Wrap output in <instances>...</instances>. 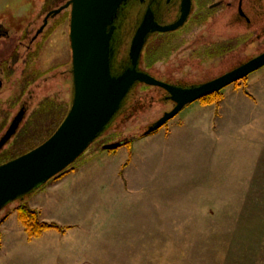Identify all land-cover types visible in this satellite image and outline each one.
I'll use <instances>...</instances> for the list:
<instances>
[{
	"label": "rangeland",
	"instance_id": "rangeland-1",
	"mask_svg": "<svg viewBox=\"0 0 264 264\" xmlns=\"http://www.w3.org/2000/svg\"><path fill=\"white\" fill-rule=\"evenodd\" d=\"M64 1L0 0V26L9 32L8 37L0 36V66L5 70L11 66L0 87V138L28 89L24 91L20 81L23 69L29 74L34 71V80L39 76L32 85L34 105L22 128L0 149V164L42 144L70 109L72 83L65 76L66 71L71 76L72 68L69 12L59 13L47 27H41L48 11ZM128 20L129 35L138 17L132 14ZM38 29L32 59L26 55L32 64L29 70L22 62L25 44ZM194 31L189 38L192 30L178 36L165 33L150 37L143 57L162 51L150 72L165 82L192 86L224 74L256 52L217 47L196 54L187 43L201 45L211 42L212 37L205 28ZM132 36L122 45L126 53ZM142 97L145 104H140L138 112L129 118L122 116V124L114 123L76 161V169L87 165L97 169V176L88 174L80 179L74 176L76 169L71 170L50 187L40 188L47 193L43 199L37 198V193L26 202L38 212L41 222L66 227L64 236L48 231L30 239L16 211L0 222L2 243L7 229L18 228L24 236L20 243H31L25 250L30 258L18 256V264H264V67L222 89L219 99L200 101L216 111L214 133L209 131L206 115L173 123L192 103L164 126L169 128L171 123L174 127L170 138L158 133L161 129L158 134L141 137L148 126L174 107L173 102L162 101L164 91L155 87L144 90ZM127 137L134 140L130 148L103 151ZM103 152L105 157L98 160ZM119 170L127 191L116 176ZM69 174L71 177L62 183L71 182L61 186ZM70 201L81 208L79 218L69 215L70 210L40 207ZM13 204L0 211V219L15 207ZM54 212L58 217L51 216ZM74 224L79 227L73 228Z\"/></svg>",
	"mask_w": 264,
	"mask_h": 264
},
{
	"label": "water",
	"instance_id": "water-1",
	"mask_svg": "<svg viewBox=\"0 0 264 264\" xmlns=\"http://www.w3.org/2000/svg\"><path fill=\"white\" fill-rule=\"evenodd\" d=\"M144 2V0H136ZM131 0H68L50 11L56 16L69 9V39L72 52L73 95L70 109L56 131L34 149L0 164V211L19 197L33 193L71 168L76 161L110 129L116 114L136 83L159 87L169 94L174 107L148 126L144 137L151 135L177 116L188 105L220 92L264 67V52L209 81L182 86L157 79L140 68L142 52L150 37L174 32L188 20L192 0H181L180 16L162 24L149 6L130 12L138 17L133 29L127 58L118 54L124 44L123 10ZM119 18L121 21L116 23ZM43 28V27H42ZM119 37V38H118ZM21 120L15 118L0 149L14 135ZM123 141L110 143L104 150L119 147Z\"/></svg>",
	"mask_w": 264,
	"mask_h": 264
},
{
	"label": "flooded vegetation",
	"instance_id": "flooded-vegetation-1",
	"mask_svg": "<svg viewBox=\"0 0 264 264\" xmlns=\"http://www.w3.org/2000/svg\"><path fill=\"white\" fill-rule=\"evenodd\" d=\"M68 0H65L63 4H65ZM132 6H129V8L122 13L123 21H125V18L128 17V13L130 12H136L141 11V16L144 15V11L151 6L154 10L155 18L162 24L171 23L177 20L180 16V4L181 0H144V2L131 0ZM193 6L192 11L189 16V19L185 23L183 27L180 29L171 32L178 34L188 33L190 30H192L189 37H193L194 30L198 29H204L206 34H209L212 38L211 42H205L201 45H198V42H192L189 41L187 43L188 48L193 49L196 54H202V50H210V48H223L227 49V47L231 50H256V52L252 55H247L245 59L241 60L238 64H242L248 60H250L252 57H255L259 55L260 53L264 52V0H192ZM62 4V5H63ZM60 5V6H62ZM59 6V7H60ZM57 7V8H59ZM51 11V10H50ZM48 11V13L50 12ZM69 12L70 10L66 9L63 10L61 13ZM47 13V14H48ZM45 15L43 19V25H45V18L47 16ZM56 16H50L47 20L46 27L49 24V20L53 19ZM121 18L116 22H120ZM129 20H126L125 22L128 23ZM123 24V32H126L128 28L126 27V23ZM126 24V25H125ZM40 27V28H41ZM44 27V29L46 28ZM38 31H41V29H38L36 34L31 37L28 44H25V54L24 58L22 59V62L27 69H32V64L30 63V60L33 54V43L37 40ZM4 35L3 37H8L9 32L4 30L0 26V36ZM160 35V34H159ZM163 35V34H162ZM188 41V40H187ZM232 43V44H229ZM200 46V47H199ZM121 45L118 47V50L120 52H123L124 55V49L120 48ZM229 51L233 52V51ZM204 52V51H203ZM206 53V52H205ZM29 54V55H28ZM208 54V53H207ZM27 56H29L30 60H27ZM204 55V54H203ZM21 60V59H20ZM237 65V66H239ZM9 67V68H8ZM11 66H7L8 69L5 70V68H2L0 66V87L2 88L4 85V82L2 78L5 77V73L8 72ZM31 67V68H30ZM234 69V68H232ZM231 69V70H232ZM23 74L21 75V83L24 84V91L25 97H21L18 101V112L17 115L14 117L19 118L21 120L19 126L17 127V130L22 128V122L24 121L25 115L30 110V107L32 108V104L34 101V93L32 90V85L34 82L39 81V76H36V79L34 80V71H32L30 74L27 73V70L23 69ZM71 72L68 73L66 71V78L68 76V80L72 83V89L73 91V75H72V68L69 70ZM27 73V74H26ZM158 77V76H157ZM156 77V78H157ZM216 78V77H215ZM13 78H9L8 80H12ZM161 80V78H157ZM211 80V79H210ZM162 81H164L162 79ZM209 81V80H208ZM206 82V81H205ZM8 83V81H7ZM159 88V87H158ZM53 100V99H52ZM54 102V105H57ZM34 105V104H33ZM35 112H38L37 110L34 111L26 121L30 120L35 116ZM12 120V122L14 121ZM64 119V118H63ZM12 122L10 126L8 127L7 131L10 129ZM16 130V131H17ZM7 131L5 134L0 138V142L3 140V138L7 135ZM14 138V135L11 137V139ZM10 139V140H11ZM9 140V141H10ZM8 143H6L2 148H4ZM1 148V149H2Z\"/></svg>",
	"mask_w": 264,
	"mask_h": 264
},
{
	"label": "trees",
	"instance_id": "trees-1",
	"mask_svg": "<svg viewBox=\"0 0 264 264\" xmlns=\"http://www.w3.org/2000/svg\"><path fill=\"white\" fill-rule=\"evenodd\" d=\"M119 35L120 36L123 35V33L121 34V30L119 31ZM129 37H130V35L128 36V38ZM120 39L127 42L125 37H122ZM161 52L162 51H160V52L159 51L151 52V53H149L147 55H144V57L142 58L141 64H140V68L145 70V71H147V72H149V73H151L153 76H155V74L150 72L149 69L153 68V66L162 57L161 56L162 55ZM118 54L121 55L122 58L124 57L122 51L120 52V50H119ZM126 58H127V56L124 57V59H126ZM155 77H157V76H155ZM157 78H159V77H157ZM176 84L180 85L178 83H176ZM151 87H154V86H148V85H145V84H142V83H136L135 86L130 91V93L125 98V100L123 102V105H122L121 109L119 110V112L116 114L114 120L112 121V123L110 125V128H111V126L114 123H121L122 124V121H121V117L122 116H126L127 115L126 118H129L131 116V113L134 114L135 112H138V110L140 108V104H145V100H146L144 97H142V92L144 90L145 91L149 90ZM155 88L156 89H161V88H158V87H155ZM161 90H163L164 94H165V98L162 101H164V103L172 102L169 99V94L164 89H161ZM219 98H220V92L208 95V96L202 98L201 101H203L205 103H211V101H213L214 99H219ZM122 120H123V118H122ZM154 133H156V132H154ZM154 133H152V134H154ZM141 137H144V132H143ZM132 139L133 138H131V137H127V138H123V139L122 138L117 139L115 142L123 141V144L121 146H119V147L111 149V151L117 150L118 148H120L122 146L123 147L127 146V147L130 148V145L134 141ZM103 151H106V150H103ZM77 167H78V164H74L71 168H69L66 171H64L63 173L59 174L53 180H57V179L62 178L67 173H69V171L75 170ZM39 190L40 189L34 191L33 193L23 195V196L19 197L18 199H16L15 201L9 203L7 206H5L4 208L6 209V208L12 206L10 204L14 203L13 205H15L14 208L12 207V210L8 209L10 211L8 213L6 212L2 216V219H0V222L2 223L4 220H6L11 212L16 211V212H18L19 217L21 218V221H22V223H23V225H24V227H25V229L27 231L28 237L30 239H33L35 237H39V236H41L42 234H44L45 232H48V231H57L59 233L64 234V232L66 231V227H63V226L58 225L56 223L41 222L39 220L38 212L31 210L27 206L26 202L29 200V198L32 195L36 194ZM0 240H1V234H0ZM0 247H1V241H0Z\"/></svg>",
	"mask_w": 264,
	"mask_h": 264
},
{
	"label": "crops",
	"instance_id": "crops-1",
	"mask_svg": "<svg viewBox=\"0 0 264 264\" xmlns=\"http://www.w3.org/2000/svg\"><path fill=\"white\" fill-rule=\"evenodd\" d=\"M242 97L244 99L248 98L247 96H245L243 94H242ZM194 104H196V105H194ZM194 104H193V106L191 105L192 107L187 108V110L185 109L183 111L184 113L182 112L180 115H178L176 117V119L173 120V123H176V122H179V121H182V120H184V122L185 121H191V120L193 121L194 119H196V117H199V114L206 115L204 117V119H206V120L209 119V121H210V127H209L210 129H209V131H211V133H214V130L212 131V129H213V127H212L213 125L212 124H214V122L217 121L216 118L218 117L216 115L215 109L212 106H205L204 107L202 104H200V101H199V103H194ZM168 126H169V128L164 127V128H162L158 132V133L163 132V135L165 136L166 139L170 138L168 136L169 133L171 135L173 134V128H174V127H172L171 123ZM122 149H124V148H122ZM104 154H105L104 152L101 153V155L98 157L99 158L98 160H100L101 158L105 157ZM110 155H112V154H110ZM106 158H108V157H106ZM93 169H91L87 165H84L83 168L80 167L79 169H76V171L73 172V173H74V176L75 177H79L80 179L83 178L84 176L86 177L88 174L89 175L92 174L93 176H97V174H99V173H97V169H94V171H93ZM117 173H118V175L116 174V176H119V180L121 182L123 181V183L125 185L126 182H125V179L122 178V176H121L122 175L121 170H119ZM70 177H71L70 174L67 175L66 178L61 181L60 185L63 184L61 186H66L69 182H71V180L68 179V181L66 183H62V182H64V180H66L67 178H70ZM51 184H53V181H51L50 183H48L47 185H45V189L48 188V187H50ZM125 190L126 191L128 190L126 185L124 187V191ZM37 193H36L37 194L36 197L39 198V199H43L45 197V195L47 194L44 189L39 190ZM41 196H44V197H41ZM76 201H73V204H71V201H70V203H62V202H59L58 204H56L54 202L53 204H48V205H46V204L43 205L42 204V205H40V207L42 209L47 208V207H55L58 210L63 209L62 211H65V212L67 210H70V212H72V213H69V215H72L74 217V219H76V218H79L78 217L79 216V213H81L80 212L81 211V208L78 207ZM54 213L55 214H52L51 216L52 217H58L57 214H56V212H54ZM56 220L61 221L59 218H56ZM78 225L79 224H74L73 225V228L75 226L79 227ZM20 232H21V229H19V228H18V230H14V231H12V230L10 231V230L7 229V231L4 232V238L2 240L3 243L1 242V247H0V264H18V261H17L18 256H21V258L23 256H25L26 259L27 258H30V255H27L29 253H26L25 250L28 248L27 245L29 246L31 243L29 241H28L29 243L26 244V245H23L22 243H20V241H22V239L24 240V238H23L24 236H20V234H22ZM51 232H55V231H51ZM55 233H57L60 236H64L65 235V233L62 234V233H59L57 231ZM40 239L41 238L34 239L33 242H32V244L35 243V242H38ZM21 263H23V261Z\"/></svg>",
	"mask_w": 264,
	"mask_h": 264
},
{
	"label": "bare ground",
	"instance_id": "bare-ground-1",
	"mask_svg": "<svg viewBox=\"0 0 264 264\" xmlns=\"http://www.w3.org/2000/svg\"><path fill=\"white\" fill-rule=\"evenodd\" d=\"M192 6H193V4H192ZM191 11H192V10H191ZM190 14H191V13H190ZM188 19H189V18H188ZM186 22H187V21H186ZM125 23L127 24V25H126V24H125V25H126V27L128 28V23H127V22H125ZM184 25H185V24H184ZM184 25H183V26H184ZM183 26H182V27H183ZM180 28H181V27H180ZM180 28H179V29H180ZM127 32H128V30H126V32H122L123 35H126V40H128V36H129V35L132 36L133 31H132L131 34H129V35L127 34ZM169 33H171V32H169ZM163 34H165V33H163ZM127 35H128V36H127ZM148 41H149V40H148ZM147 43H148V42H147ZM146 45H147V44H146ZM145 47H146V46H145ZM120 48H122V47H120ZM144 49H145V48H144ZM127 50H128V48H127ZM143 51H144V50H143ZM123 56H124V57L127 56V53H126L125 50H124V55H123ZM124 57H123V58H124ZM142 58H143V52H142L141 61H142ZM140 64H141V62H140Z\"/></svg>",
	"mask_w": 264,
	"mask_h": 264
}]
</instances>
